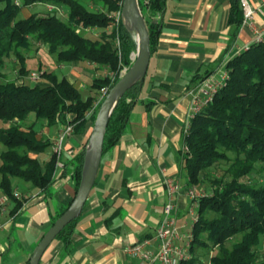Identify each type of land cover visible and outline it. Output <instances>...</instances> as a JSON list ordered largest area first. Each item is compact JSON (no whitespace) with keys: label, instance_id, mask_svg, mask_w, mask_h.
<instances>
[{"label":"trees","instance_id":"obj_1","mask_svg":"<svg viewBox=\"0 0 264 264\" xmlns=\"http://www.w3.org/2000/svg\"><path fill=\"white\" fill-rule=\"evenodd\" d=\"M120 1L0 0V119L11 122L0 127V142L5 147L0 153V188L9 201L15 202L13 212L22 206V200L14 194L13 180L17 178L44 191L57 178L64 177L72 163L78 189L88 139L74 159L65 161L62 156L64 166L59 168L53 150L44 161L35 155L45 154L53 147L49 137L38 136L35 123L44 119L49 126L71 124L73 134H83L89 123L94 125L104 99L101 89L111 88L119 81L122 68L131 67V54L136 52L123 19L119 27L105 31L111 21L108 13L119 9ZM166 1L139 0L150 34L151 54L160 39V16ZM230 1L228 22L237 32L244 19L242 2ZM50 2L66 8V19L56 13H32L18 18L23 7ZM89 3L94 4L95 9ZM80 27H97L104 32L100 33V38L93 39L83 34ZM117 35L121 40L120 53ZM34 42L55 53L60 63L77 60L98 63L108 67L115 78L107 74L94 79L91 88L95 92L86 98L67 77H59L53 71L45 70L44 82L31 84L28 56L23 51H30ZM11 53L21 64L15 79H7L2 72L5 58ZM226 68L229 70L226 84L213 101L195 115L184 135L189 151H184L182 165L189 177L188 183L200 186L207 175L214 189L212 194L199 198V219L193 227L191 258L180 264H201L199 248L214 250L207 264H264V39L232 57ZM211 73L210 70L197 72L194 83ZM144 80L133 85L115 107L107 126L103 152L121 139ZM152 103L150 101L148 106ZM31 114L35 121L27 124ZM211 168L222 172L211 178ZM63 212L55 216L52 223ZM77 219L58 236L70 234Z\"/></svg>","mask_w":264,"mask_h":264},{"label":"crops","instance_id":"obj_2","mask_svg":"<svg viewBox=\"0 0 264 264\" xmlns=\"http://www.w3.org/2000/svg\"><path fill=\"white\" fill-rule=\"evenodd\" d=\"M247 2L255 13L236 32L228 22L230 0L166 1L160 16V39L125 131L114 146L103 152L95 184L71 233L56 237L39 264H146L125 249L146 238L154 241L167 200L165 175L174 176L181 185L178 224L183 231L192 228L187 215L193 186L182 165L190 112L188 87L196 84L193 79L197 72H219L227 61L256 42L253 28L260 30L264 38V0ZM71 63L73 71L63 76L76 85L83 98L95 92L91 88L94 79L110 72L94 62ZM150 101L153 103L148 106ZM34 121L35 116L30 115L27 123ZM35 127L39 137H49L54 143L63 126H49L42 119ZM92 127L89 123L83 134L69 136L65 161L83 150ZM4 148L0 142V153ZM51 154L52 149L45 154L35 153L43 161ZM73 168L70 163L64 177L44 191L22 179L13 180L14 191L22 196V206L13 212L15 202L7 200L0 212V264L29 263L53 218L69 206L77 192ZM155 246L154 241L151 248Z\"/></svg>","mask_w":264,"mask_h":264},{"label":"built area","instance_id":"obj_3","mask_svg":"<svg viewBox=\"0 0 264 264\" xmlns=\"http://www.w3.org/2000/svg\"><path fill=\"white\" fill-rule=\"evenodd\" d=\"M242 8L244 12L243 23H247L249 19L253 17L255 10L249 5L247 0H241ZM120 8L113 10L108 13V17L112 20V26L119 27L123 17H122V5L123 0L119 2ZM48 9L55 10L58 8V5L53 3H47ZM84 30L89 31L92 27H80ZM254 29L255 40L262 41L263 33L260 32L257 28ZM80 30V29H79ZM116 44L119 48L121 40L117 35ZM136 53L132 52V60L134 61ZM129 67L124 66L121 70L120 76H122ZM112 79L115 78V74L112 72ZM33 81H39L40 76L32 73L30 77ZM229 78V70L226 68V64L219 72H213L208 75L206 78L202 79L195 85H193L188 90V95L190 96V112L189 120L185 127V133L188 132L191 120L198 114L203 107L208 105L213 101L216 93L224 87ZM110 88L104 87L101 89L102 97L107 95V92ZM73 134V125L69 124L63 126L56 136L52 150L57 154L58 162L57 166L62 168L64 166L62 156L65 151L66 142ZM184 151L188 152L189 147L184 146ZM167 200L164 204L163 216L158 225L156 234L154 236V241L156 243L155 248L153 246V239L146 238L134 244H131L126 247V252L133 257H140L146 262V264H180L181 261L191 258L190 247L194 240L193 227L195 222L199 219V198L203 195L200 190L193 186L190 189L191 203L189 205L188 214L191 218L192 228L188 231H183L182 227L178 224L177 221V200L181 190V185L178 180L172 175H165L163 179ZM14 194L17 198H21V194L18 191H14ZM7 197L5 195L0 196V212L4 211L7 202ZM3 227V224H0V228ZM202 264V263H201Z\"/></svg>","mask_w":264,"mask_h":264},{"label":"water","instance_id":"obj_4","mask_svg":"<svg viewBox=\"0 0 264 264\" xmlns=\"http://www.w3.org/2000/svg\"><path fill=\"white\" fill-rule=\"evenodd\" d=\"M123 23L136 46V56L128 70L120 77L104 96L96 120L89 135L82 176L72 203L57 218L43 235L29 259L28 264H39L53 242L68 224L79 217L95 184L101 164L104 140L110 117L120 99L136 83L143 80L148 72L151 60V42L148 26L140 7L139 0H123Z\"/></svg>","mask_w":264,"mask_h":264},{"label":"rangeland","instance_id":"obj_5","mask_svg":"<svg viewBox=\"0 0 264 264\" xmlns=\"http://www.w3.org/2000/svg\"><path fill=\"white\" fill-rule=\"evenodd\" d=\"M89 6L94 8V4L89 3ZM95 9V8H94ZM32 13H38V14H47V13H56L63 19H66L67 17V10L63 6H58L57 9L55 10H49L47 3H40V4H34L31 6H26L21 9V11L18 14V18H25L28 17ZM112 20L110 21L109 26L105 29L106 32H110L112 30ZM80 31L85 34L86 36H89L93 39H98L100 38V33L104 32V30L99 29L97 27H92L89 31L84 30L80 28ZM46 46L40 44L39 42H34L32 48L30 51H23L27 56V65L30 68V76L32 73H35L40 76L38 82H44V78L42 76V73L46 71H53L55 72L59 77H62L65 73H68L70 71H73V67L70 66L69 64L72 65V63H60L57 60V55L55 53H51L49 50L45 49ZM132 57V54H131ZM132 59V58H131ZM63 64L65 65L63 68H61L59 65ZM20 62L18 61V58L15 56L14 53H11L8 57L5 58L4 61V66L2 68V72L5 74L7 79H15L19 76L20 73ZM112 72H108L107 74L111 75ZM29 83L35 84L36 82L33 80H28ZM31 116H33L31 114ZM28 121V119H27ZM27 123V122H26ZM11 122H6L0 119V127L1 126H8L10 125ZM28 124V123H27ZM47 153V152H46ZM225 167V164L222 163V168ZM211 171V178H214L213 176H219V172L221 173L222 171H216L214 168L210 169ZM200 192L203 194H212L214 186L212 184V179L208 177L207 175L205 176L204 179V184L202 185H196ZM210 216L212 214L210 213ZM190 224L192 225L191 218L189 214L187 215ZM198 257L201 259L202 264H207L209 263L210 257L213 255L212 252L214 250H210L208 248H199L198 251Z\"/></svg>","mask_w":264,"mask_h":264}]
</instances>
